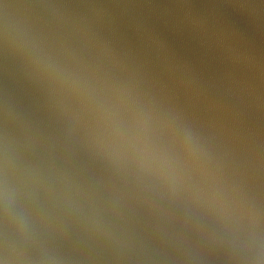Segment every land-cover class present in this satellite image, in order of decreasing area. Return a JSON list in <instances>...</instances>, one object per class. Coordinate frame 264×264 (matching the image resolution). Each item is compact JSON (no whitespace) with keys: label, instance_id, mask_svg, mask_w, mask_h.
Instances as JSON below:
<instances>
[{"label":"water","instance_id":"95a60500","mask_svg":"<svg viewBox=\"0 0 264 264\" xmlns=\"http://www.w3.org/2000/svg\"><path fill=\"white\" fill-rule=\"evenodd\" d=\"M0 264H264V0H0Z\"/></svg>","mask_w":264,"mask_h":264}]
</instances>
